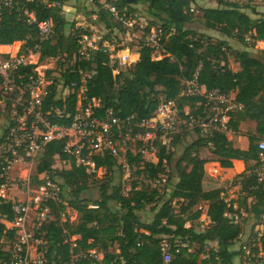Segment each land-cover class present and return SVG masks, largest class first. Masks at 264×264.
<instances>
[{
  "label": "trees",
  "instance_id": "trees-1",
  "mask_svg": "<svg viewBox=\"0 0 264 264\" xmlns=\"http://www.w3.org/2000/svg\"><path fill=\"white\" fill-rule=\"evenodd\" d=\"M60 1L65 3V0ZM112 1L121 13L126 11L128 14L136 13L135 4L148 3V14L152 18L149 27L162 26L169 34L162 41L165 50L163 57L155 58L153 50L140 40L134 50L139 52V59L132 65L122 66L117 75L113 74L115 68L109 64L108 54L102 50L92 54L89 61H82L85 70L93 71L92 77L87 79L88 93L101 100L102 110L111 108L116 116H134L136 121L148 119L155 114L160 99L176 98L181 91L182 81L191 79L202 64L201 83L209 89H235L237 100L244 105L235 113L232 121L236 133L241 132L243 122L253 121L256 125L253 131L244 134L249 140L245 149L235 145L234 139L220 132L208 135L196 132L197 138L184 147L176 160L175 149L166 155L164 148L162 155L167 156L171 165V185L164 193L145 183L139 188L134 183L130 191L123 193L120 183L111 185L114 169L117 167L114 158L98 157V164L106 165L111 174L100 185V198L95 200L82 196L88 190L90 177L84 167L77 166L74 159L64 152V141L49 143L37 166V172L50 171L53 178L62 180L65 197L78 216L73 222L62 221L59 211L63 207L52 205L55 218L44 228L48 262L71 264L70 236L77 235V246L73 247V253H78L81 249L97 248L103 252V258L97 261L79 257L75 264H235L236 256L241 255L242 260V249L235 250L233 246L243 232L244 223L232 222L225 213L249 208L257 218L264 214V179H260L257 173L261 164L259 141L264 138V57L261 56L264 55V49L261 55H254L250 49L232 48L227 39L213 40L211 36L189 28L188 24L195 20L191 8L192 5H197L198 0H136L132 3ZM216 1L217 7L201 9L208 28L219 29L227 37L236 38L243 43H246L245 37L252 31L256 32L257 39L264 40V14L254 18L244 10L250 8L249 5L244 6L236 0ZM60 11L58 7H47L42 0H13L11 8L0 9V44L23 41L22 47L27 49L39 42L37 22H28L25 19L26 12H34L37 21L52 19L54 34L50 40L42 43L41 60L63 58L58 70L61 72L60 79L66 83L80 82L81 77L71 70L77 64L75 54L79 46L78 38L83 30L75 28V23L68 21ZM96 14V22L105 23L110 30L109 34L124 30L123 22L113 20L108 11L100 9ZM172 28L174 32L170 33ZM104 40L109 42L110 35L104 37ZM118 48L131 50V47L123 44ZM230 56L239 63L238 70L229 66ZM69 60L72 62L66 63ZM76 97V91L73 90L65 105L55 84L47 96L44 110L51 105L65 109L69 116L62 118L54 113L53 121L70 123ZM198 100V97H181V107L190 106L196 111ZM205 147L209 148L214 156L213 160L222 167H232L233 160L245 163V170L231 181L233 185H239L243 194L238 199V209L229 206L221 197L224 188L216 185L206 172L207 161L201 156V150ZM57 154L61 159L70 160L71 166L53 169ZM145 165L146 172L151 177L163 171L161 160ZM173 172L178 177L174 184ZM250 198L251 203L248 201ZM201 202L207 204L210 218L209 225L203 230L194 226L201 215V210L198 209ZM112 203L117 207L114 208ZM149 205L154 216L149 222H145L141 220L139 211ZM4 218L13 220L14 214L10 203L0 202V263L10 262V252L4 249L2 240L14 236V231L7 229L3 222ZM188 221L191 225L186 227ZM64 228L68 230V241L65 240ZM162 236H169L172 243L176 239L188 242V246L181 247L179 252L173 251L172 259L167 262L160 248ZM256 242L254 250L264 252V225ZM208 244L218 250L215 252L212 248L207 249ZM203 254L208 255L203 257Z\"/></svg>",
  "mask_w": 264,
  "mask_h": 264
},
{
  "label": "built area",
  "instance_id": "built-area-1",
  "mask_svg": "<svg viewBox=\"0 0 264 264\" xmlns=\"http://www.w3.org/2000/svg\"><path fill=\"white\" fill-rule=\"evenodd\" d=\"M42 1L47 7L60 8V13L65 16L64 2ZM90 1H96L101 9L108 11L116 21H122L125 27L136 26L135 15L126 11L121 13L112 0ZM12 6L13 0H0V9ZM94 18H97V14ZM25 19L28 22H37L39 42L27 49H23V41L0 44V202L10 203L14 214L13 220L3 219L7 229L14 231V236L2 240V243H8L4 249L10 252V262L0 264H49L44 228L55 218L52 205L63 207L59 211L62 221H75L72 211L76 210L69 205L62 182L58 178H53L50 171L37 172V166L49 143L56 140L64 141V152L74 159L77 166L84 167L92 180L111 174L106 165L98 164L96 159L98 157L114 158L117 167H121L127 173L126 178L131 176L132 169L139 163L138 165H142L143 175L138 179L136 187L139 188L145 183L164 193L171 185V165L167 153L175 149L179 141L190 132H199L201 135L220 132L229 137L235 135L232 121L235 113L244 107L237 100L235 89L229 91L218 87L209 89L201 83L200 64L191 79L182 81L178 96L173 99L162 97L155 114L150 118L136 121L134 116L125 118L116 116L111 108L102 110L101 100L89 95L87 79L92 77L93 71L85 70L82 61H89L92 54L102 50L108 54L109 64L115 68L113 74L117 75L122 66L135 63L132 51L129 48H118L105 41L97 25H84L75 54L77 64L71 70L78 74L81 80L66 83L60 79V71L56 73L53 67L48 66L49 63L45 60L49 58L41 60V45L54 34L53 20L37 21L34 12H26ZM171 32H174V28L170 29ZM168 34L162 26H151L140 38L145 46L153 50L155 58H161L165 55L162 41ZM255 35V31L247 34L245 42L259 48L264 44V40L257 39ZM64 69L66 71V68ZM55 84L65 105L68 95L73 90L76 91L75 111L70 123L53 121L54 113L62 118L69 116L65 109L51 105L49 109L44 110L47 96ZM181 97L200 98L196 111L190 106L182 108ZM164 148L166 155H162ZM259 148L261 164L257 173L260 179H264V138L259 141ZM160 160L163 171L151 177L146 172L145 164L158 163ZM56 163L71 166L70 160L61 159L58 154L54 157L53 169L58 168ZM211 172L219 176L221 170L213 165ZM221 197L229 206L239 208L238 201L234 200L233 196H228L226 191L221 192ZM205 207H207L205 202L198 205V209L201 210L198 218L202 228L200 230L206 228L202 222L204 224L206 220L210 222L208 207L206 212ZM225 214L234 223H244L248 217V212L244 208ZM63 232L65 240L68 241V230L64 228ZM77 237L70 236L71 264H75L79 257L102 260L103 252L97 248L81 249L78 253H73V247L77 246L75 242ZM183 246H188V242L176 239L172 243L169 236H162L160 248L164 260L170 261L173 251L179 252ZM254 246L255 244H251L250 241H243L240 246L243 251V264H264V252L262 250L256 252ZM206 248H212L215 252L218 250L213 245ZM207 255L203 254V257Z\"/></svg>",
  "mask_w": 264,
  "mask_h": 264
},
{
  "label": "rangeland",
  "instance_id": "rangeland-1",
  "mask_svg": "<svg viewBox=\"0 0 264 264\" xmlns=\"http://www.w3.org/2000/svg\"><path fill=\"white\" fill-rule=\"evenodd\" d=\"M236 1H238L240 4L244 6L249 5L250 8H244V10L247 13H249L252 17L257 18V17L263 16L264 0H236ZM65 4L69 6L70 9L72 10V12H70L69 14L67 13L65 17L67 18L68 21L75 23V28H80L84 31V28H83L84 25L86 26L97 25L103 37H107L108 35H110L109 42L111 44H113L114 46H118V47L122 44L127 45L131 47V51L136 50V45L141 40L140 36L148 31V27L150 26V23L152 21V18L149 16L148 10H147L148 3L139 2L138 4H135L134 6L136 7V13L134 14L135 19H136V26L133 28H127L123 26V29L125 31L116 30L114 33L109 34L110 30L106 28L105 23L96 22L97 18H94V16L96 15L95 14L96 11L101 9V6L96 1L65 0ZM217 6H218V2L216 0H198L197 5H192V8L194 9L193 13L195 15V20L192 23L188 24V27L211 36L213 40L227 39L229 43L232 45V48L234 49H241V50L250 49V51H252L254 55H261V51L262 49H264L262 46H264V44H262V46H260L259 48H256L247 43L240 42L236 38L227 37L219 29H211L206 26V24L204 23L203 11L201 9L204 7H217ZM113 20H115V18H113ZM16 44H18V42H16ZM261 56L264 57V55H261ZM61 60L63 61L64 59L60 57L59 58H49V59H46L45 61L49 63L48 66L53 67L54 71L57 73V71L59 70L61 66L60 64ZM70 61L72 62V60H69V61H66V63H70ZM229 66L234 70L240 68L239 63L235 61L233 56H230ZM241 125L242 127L240 129L243 134L253 131V124L251 121L243 122ZM196 138H197V133L190 132L184 139L179 141V144L175 147V160L182 153L184 147ZM201 156L203 159L207 161L205 164V167L207 166L206 172L210 174L211 173L210 166L214 165L213 162H217V161L213 160L214 156L209 150V148L207 147L202 148ZM55 165L59 169L61 168L63 169L69 166L68 164L65 166L64 164H60V163H56ZM22 174L24 175L25 172H23ZM126 174L127 173L123 171L121 167H116L114 169V174H113L114 176L111 181V185L120 183L122 186L123 193H127L128 191H130V188L132 187V185L134 183H137L138 179L142 177L143 175L142 165H138V164L135 165V168L132 169V174L129 178H126ZM177 178H178L177 175L175 174V172H173V182H172L173 184L175 183ZM58 180L62 182L60 178H58ZM105 180H107L106 177L95 179V181L90 179L88 183V190L84 192L82 196L89 197L92 200L99 199L100 198V185ZM221 187L224 188L223 191H226L228 196H233L234 200L239 199V197L243 195L238 185H233V184L231 185L229 182H227L225 184L223 183ZM248 201L249 203H251L252 198H250ZM112 205L114 208L117 207V205H115L114 203H112ZM207 207L204 208L205 212H206ZM248 209H245V211L248 212L249 217L243 224L244 229H243L242 236L241 237L239 236L237 241L235 242L236 244L235 250L240 249V246L243 244V241L244 242L250 241L251 244L257 243L256 241L259 240V236L261 235V232L263 229L264 214L262 215V217L257 218L254 216L255 214H252ZM72 216L75 218V221H76L77 220L76 217L78 216V214H76V211H72ZM139 216L142 221L149 222L154 216V212L151 210V205L139 211ZM205 223L206 224L202 222L203 226L206 225L205 227H207L210 222L209 220H206ZM185 225L186 227H189L191 225V222L188 221ZM194 226L199 230L202 229L200 227V223L198 220L196 223H194ZM7 244L8 243L5 242L4 246L7 247ZM210 246L211 244H208V247ZM234 263L235 264L238 263L237 257L234 258Z\"/></svg>",
  "mask_w": 264,
  "mask_h": 264
},
{
  "label": "crops",
  "instance_id": "crops-1",
  "mask_svg": "<svg viewBox=\"0 0 264 264\" xmlns=\"http://www.w3.org/2000/svg\"><path fill=\"white\" fill-rule=\"evenodd\" d=\"M65 10H66L65 15L67 13L69 14L70 12H72L70 7L67 5L65 7ZM3 45H6V44H3ZM132 53H133V56H134L135 62H136L139 59L140 54L138 51H132ZM238 69H236V70H238ZM251 122L253 124V129H254L256 124L253 121H251ZM241 127H242V125H241ZM230 138L234 139L235 145H237L241 148H244V149L248 147V144H249L248 137L246 135H244L242 132H238L235 135L231 136ZM213 164L216 165L217 168L221 170V173L219 176H217L216 174H214L212 172L210 173L211 174L210 177L214 179L213 181H215V184L218 186H221L223 183L225 184L227 182H229L232 185L231 181L233 180V178L237 174L242 173L245 170V163L242 160H233V166L228 167V168L222 167L219 162H213ZM206 169H207V166H206ZM237 201H238V199H237ZM235 246H236V244H234L233 249L236 248ZM236 257L238 258L237 264H243L242 260H241V255H238Z\"/></svg>",
  "mask_w": 264,
  "mask_h": 264
},
{
  "label": "water",
  "instance_id": "water-1",
  "mask_svg": "<svg viewBox=\"0 0 264 264\" xmlns=\"http://www.w3.org/2000/svg\"><path fill=\"white\" fill-rule=\"evenodd\" d=\"M123 1L128 2V3H132V2H134L136 0H123Z\"/></svg>",
  "mask_w": 264,
  "mask_h": 264
}]
</instances>
